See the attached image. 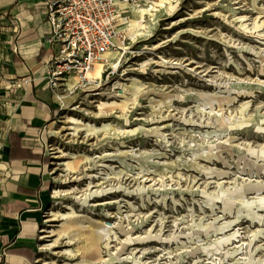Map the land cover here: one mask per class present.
<instances>
[{"label":"rangeland","instance_id":"obj_1","mask_svg":"<svg viewBox=\"0 0 264 264\" xmlns=\"http://www.w3.org/2000/svg\"><path fill=\"white\" fill-rule=\"evenodd\" d=\"M170 1L171 9L167 4L157 5L158 0L136 5L149 8L155 2L157 11L152 17L145 15L148 33L132 39L128 31L127 48L116 58L117 66L109 80L103 81L100 95L75 90L71 93L73 103L57 107L46 130L43 149L50 198L34 235L32 264H208L218 259L237 264V259L249 250L260 260L259 264H264V230L250 243L256 225L249 221L242 220L226 232L239 229L232 244L209 254L204 250L215 236L210 232L211 236L206 238L204 229L196 226L200 220L206 225L214 219L200 191L206 187L208 192H214L221 182L225 188L234 189L241 181L238 163L242 167L243 160L255 161L245 148L249 145L258 149L264 144V131L257 129L264 118V0ZM1 11L2 107L6 91L11 90L9 85L17 79H13L11 67V61L16 60L13 48L16 37L9 29V17ZM126 16L127 27L134 17L128 10ZM132 80L142 89L126 112L128 128L143 126L148 130L133 139L88 133L87 123L96 127L110 123L116 127L124 122L119 106L100 113L98 105L120 102L116 97L120 92L117 83L128 86ZM66 95L64 92L62 96ZM163 95L172 96L171 103L152 108L150 102L162 99ZM206 95L214 99L213 114L208 113L209 108L201 113V106L197 107ZM127 97L131 98L128 92ZM246 105L247 120L241 124L220 128L213 120L215 111L238 120L240 110ZM72 118L78 124L70 123ZM261 127L264 128V122ZM126 150L131 152L119 155ZM192 151H209L210 161H199L200 164L226 172L225 178H207L203 169L190 161ZM74 156H78L79 172L73 173ZM84 157L89 160L85 161ZM69 164H72L70 170L66 169ZM245 169L244 177L249 166ZM259 173L264 179V172ZM90 182L91 190L105 191L92 200L95 205L92 209L79 203L82 191ZM140 183L146 188L151 186L157 193L142 196L137 191ZM55 191L59 194L57 198ZM106 200H116L104 208L110 213L108 221L114 232L108 241L96 236V232L101 234L105 213L99 204ZM70 208L82 215L79 221L82 226L74 224L71 229L74 232L70 231L73 241L67 242L64 237L57 239L64 232L62 220H46L51 210L67 212ZM219 211L215 210L217 215H223ZM234 214L224 215L218 225L232 220ZM41 229L45 232H40ZM153 230L152 236L161 231L165 244L150 237L141 243H129L125 251H119L128 233L132 234L131 239L137 234L143 238ZM41 236L48 237L40 239ZM55 239L57 243L50 249L41 248ZM64 249L73 251V256H67ZM235 249L231 256H226V251Z\"/></svg>","mask_w":264,"mask_h":264},{"label":"crops","instance_id":"obj_2","mask_svg":"<svg viewBox=\"0 0 264 264\" xmlns=\"http://www.w3.org/2000/svg\"><path fill=\"white\" fill-rule=\"evenodd\" d=\"M41 1L0 0L16 37L11 67L17 79L0 106V264H32L34 235L50 198L46 130L57 107L74 102L71 95L59 102L45 83L49 26Z\"/></svg>","mask_w":264,"mask_h":264},{"label":"bare ground","instance_id":"obj_3","mask_svg":"<svg viewBox=\"0 0 264 264\" xmlns=\"http://www.w3.org/2000/svg\"><path fill=\"white\" fill-rule=\"evenodd\" d=\"M141 2H144L146 4L148 0H141ZM171 1L170 0H158L157 5L160 6H165L166 4L169 5V9H171ZM149 8H144L140 6H133V7H128L127 10L130 12V14L134 17L133 19H130L127 23V31H129V35L132 39H134L135 36L141 35L148 33L146 30L147 26L144 24L145 22V15H148L149 17L154 16L153 13L157 11L156 3L152 2V5L148 6ZM136 17V19H135ZM116 51H108L104 54V57L107 59L113 58L116 55ZM162 63H166L165 60L162 61ZM116 67V66H115ZM101 73V66L96 65L94 67V72L92 73L91 77H95L97 80L100 77ZM73 84V78H69L67 80V86L70 88ZM117 85L120 88V92L116 95L117 98H120V102L114 100L111 102H100L99 106V111L100 113H103L108 107L109 108H114L116 106H119L121 108V111L123 112L121 118H123V123L119 126L113 127L110 123H103L101 127H96L95 125L86 124L87 132L91 134H98V133H103L105 136L109 137H114L116 139H123V138H134L140 133H143L147 131L143 126H138L134 128H128L130 126L129 121L126 119V112L129 109V104H134L137 98L138 93L140 92L139 90L142 89V86L136 81L132 80L128 86L120 85L117 83ZM127 92L131 94V98L127 97ZM203 102L201 104H198L197 107L201 106V113H204L206 108H209V114H213L214 110L213 109V101L211 97L202 96ZM153 102L151 106L152 108L155 107H161L163 105L169 104L172 101V96L170 95H163L162 99L160 100H152ZM196 107V108H197ZM198 109V108H197ZM247 105L243 107L240 110V115L239 119L235 120L233 116H225L223 114H219L218 111H215V114L213 115V120L214 122L220 127V128H229L231 127L234 123H243L247 119L245 117ZM70 123L72 124H78V121L74 118L69 120ZM262 122H264V118L261 119L259 126L257 129H260L264 131V128L261 127ZM75 127H73L74 129ZM246 153L249 155L255 157V161H249L245 162L243 159L244 158H239V160H243L244 166L240 167L238 163V178H241V181L237 184H235L234 189L230 188H225L224 185L221 183H217V189L214 192H208L207 188L204 187L200 193L201 195H204L205 197V202L204 204L207 205L210 208V213H212V216H214L213 220L210 222V224L203 225V221L200 220L199 223H197L196 226L201 227L204 229V236L206 238L210 237V232L214 234V239L213 241L208 245L206 248V251L208 254L213 251V250H218L219 248L230 245L234 242V240L237 238V234L239 233L238 230L236 229L233 232H230L226 234L230 229H232L233 226L239 224L242 220L249 221L251 225H256V230L252 234V238L250 239V243L252 242L253 239L257 237L258 234H263L264 230V179L261 178L260 176V170L264 172V144L261 145L258 149L252 148L249 145L245 148ZM131 151L126 150L124 152H119V155H127ZM124 153V154H123ZM78 156H74V168H73V173L74 172H79L78 167L76 166V161H77ZM212 158V155L210 154L209 151H203V152H191V160L194 165L200 166V168L203 169V171L206 174L207 178H213L214 176L216 177V180L218 178L223 179L227 175L226 172H220L216 170H212L211 167H208L205 165L200 164L199 161L202 162H207L210 161ZM85 161H88L89 159L87 157L83 158ZM82 159V160H83ZM104 158L101 159L102 164L104 162ZM223 160V159H222ZM99 161V162H101ZM261 162V164H260ZM78 164V163H77ZM223 164H226V161H223ZM249 166L248 169V175L244 177V173L246 172L245 167ZM66 169L70 170L72 169V164L66 165ZM144 170H141L143 172ZM86 175V174H84ZM91 177H93L91 175ZM90 176L88 177L89 179L91 178ZM215 180V181H216ZM236 180V179H235ZM140 185V186H139ZM91 182L89 185L82 191L79 199V203L83 206H88L90 209L94 208L95 205L92 204V200L97 197V195H100L101 193H105L104 190H91L92 187ZM139 188L137 187V191L141 193L143 196V193H146L147 195L149 194H155L157 193L156 190H152V187H145V184L140 183L138 184ZM198 191V189H197ZM55 197H58L57 191L54 192ZM249 194H252V196L249 197ZM128 196V195H127ZM164 195L162 194L161 197ZM128 201V200H127ZM116 200H106L99 204V207L105 212L102 217H103V225L101 226V234L96 232L97 239H102L105 238L107 241L110 238V234L114 233L112 228L113 226L110 225V219L108 215H110L107 210L104 208L111 206L112 203H115ZM216 203H219L220 206H216ZM119 211V207L117 208ZM216 209H219V212H222L223 215H217L215 212ZM235 213V214H234ZM226 214H234L232 217V220H224L220 225H218V222L220 219L226 215ZM115 215H118L120 217V213L116 212ZM50 218H48L46 221H54L58 218L62 220L63 224V230L61 234L59 233L57 236V239L59 237H64L67 239V242L73 241L70 237V231L74 232L71 230L74 227V224L79 223L80 218L82 217L81 214L76 212L73 208H70L69 211L67 212H60V211H50L49 214L47 215ZM80 226L82 224L79 223ZM119 230H121V225H119ZM47 231V230H46ZM40 232H45V229H41ZM153 231H148L147 235L145 237L140 238V234H137V236L133 237L131 239L130 233L127 234V239L125 240L124 243H120V248L119 251L123 252L126 249V245L132 242H138L141 243L142 241L150 238V237H156L159 240V243L165 244L166 241L165 239L162 241V235L160 234L161 231L158 233V235L152 236ZM115 235V234H114ZM221 235V236H217ZM48 236H41L40 239L46 238ZM56 240V239H55ZM53 241L51 243H45L44 245L41 246L42 249H46L51 247V245H55L57 243L56 241ZM241 246L243 243L240 244ZM108 246V243H106V247ZM96 248V246H95ZM234 248H238V246H235ZM205 249V248H204ZM64 252L66 253L67 256H73L74 252L71 251L70 249H64ZM234 252H236V249L233 252L226 251L225 254L226 256H231ZM195 254V252H191V255ZM238 263L237 264H259L260 260L255 259L254 256L251 254L250 250L248 251L247 255H244L242 257H239L237 259ZM68 264V263H65ZM208 264H227L226 261L224 260H219L218 261H208Z\"/></svg>","mask_w":264,"mask_h":264},{"label":"built area","instance_id":"obj_4","mask_svg":"<svg viewBox=\"0 0 264 264\" xmlns=\"http://www.w3.org/2000/svg\"><path fill=\"white\" fill-rule=\"evenodd\" d=\"M140 2L42 0L37 4L49 26V35L44 40L50 50L44 64V79L48 88L54 94L57 92L59 102L64 92L71 95L75 90L100 95L103 81L109 80L117 66L116 58L127 48V8ZM108 51H116V57L105 58ZM96 65L101 66L98 80L91 77ZM69 78H73L70 88L66 85Z\"/></svg>","mask_w":264,"mask_h":264}]
</instances>
